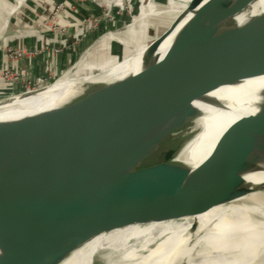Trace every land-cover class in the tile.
Instances as JSON below:
<instances>
[{"label": "water", "instance_id": "1", "mask_svg": "<svg viewBox=\"0 0 264 264\" xmlns=\"http://www.w3.org/2000/svg\"><path fill=\"white\" fill-rule=\"evenodd\" d=\"M166 2L147 0L146 11L159 14L146 19L156 27L144 33L155 39L137 73L84 83L63 103L0 119V264H61L103 231L202 211L201 199L225 205L258 189L246 176L264 169V87L255 113L232 124L202 163L177 155L203 131L195 102L226 108L211 92L264 75V0H191L168 28L174 13ZM144 3L130 1L0 63V106L73 75L82 61H101L97 49L109 33L126 34L133 49L143 24L137 35L129 27ZM189 13L161 57L159 47ZM106 43L108 55L125 57L123 41Z\"/></svg>", "mask_w": 264, "mask_h": 264}, {"label": "bare ground", "instance_id": "2", "mask_svg": "<svg viewBox=\"0 0 264 264\" xmlns=\"http://www.w3.org/2000/svg\"><path fill=\"white\" fill-rule=\"evenodd\" d=\"M191 16L192 13L187 14L161 44L158 49L161 57L168 51L176 32ZM129 31L131 35L132 32L137 35V30L129 27ZM138 34L141 36L133 40V49L129 47L131 40L126 34H107L97 49L101 61L85 64L82 61L73 75L59 79L33 96H20L1 105L0 119L17 118L56 106L77 95L84 83L106 82L130 72L137 73L141 57L152 41L144 31ZM112 38L123 41L128 49L119 61L110 55L105 56L109 47L106 41ZM96 68L99 72L94 74L92 70ZM81 72H86L83 77L79 76ZM263 87L264 75L211 92L210 95L230 104L226 108L195 102L203 114L195 125L203 131L179 152L177 159L194 167L202 163L230 127L255 113V105L260 99L258 92ZM32 97L37 98L26 110L4 113L16 102ZM246 181L258 189L225 205H214L201 199L202 211L103 231L61 264H264V205L260 206L264 204V169L247 175ZM119 197L120 192L110 196L117 202Z\"/></svg>", "mask_w": 264, "mask_h": 264}, {"label": "rangeland", "instance_id": "3", "mask_svg": "<svg viewBox=\"0 0 264 264\" xmlns=\"http://www.w3.org/2000/svg\"><path fill=\"white\" fill-rule=\"evenodd\" d=\"M130 1L134 3L136 0H102V4H98L96 0H0V60L5 57L12 59L31 50L35 41V38H32V36L20 39L10 37L19 30L33 29L37 31L41 35L39 39H42V46L57 36L70 32L95 18L110 13L115 8L123 5L126 6ZM144 1L146 3L143 5L141 14L132 23L134 25L140 21L139 24H143L142 31H146L149 26L156 27L152 23H146L148 16L142 18L147 14L146 12H149V10L146 11V7L151 5V3L147 4V0ZM156 1L162 7L166 6V4H161L167 3L166 0L164 2L161 1V3L159 0ZM178 1L170 0L171 4L167 12H173L174 18H172V15L168 19L165 17L167 19L165 23L167 28L182 13L191 0H184L181 4H178ZM150 12L149 15L159 14L153 11V9ZM166 25L164 27L163 25L159 26L157 29L150 28V34L154 35L163 32ZM135 27L136 25L130 28L136 30ZM46 37H49V39L46 40ZM149 39L153 40L155 37L149 36ZM107 53L108 49L105 50V56H109ZM36 98L32 97L16 102L13 106L5 109L6 112L4 113L13 114L26 110Z\"/></svg>", "mask_w": 264, "mask_h": 264}, {"label": "crops", "instance_id": "4", "mask_svg": "<svg viewBox=\"0 0 264 264\" xmlns=\"http://www.w3.org/2000/svg\"><path fill=\"white\" fill-rule=\"evenodd\" d=\"M44 1V0H43ZM97 2H98V4L100 3V4H102L103 2H102V0H96ZM144 1V0H143ZM99 11H100V9L98 10V13H99ZM146 12V11H145ZM147 14L144 16V17H142V18H146L147 16H149V14L151 13L150 11L149 12H146ZM140 22V21H139ZM138 22V23H139ZM137 23V22H136ZM137 23V24H138ZM137 24H134V25H132V26H135V25H137ZM132 26H130V27H132ZM28 36H32V38H35L34 40V44L32 45V48L31 49H34V48H40L41 47V41H42V39L40 38L39 39V36H41L37 31H35V30H30V29H23V30H19V31H17L16 33H14L13 34V36H10L11 38H18V39H20V38H25V37H28ZM51 37V36H50ZM46 40L47 39H49V37H46L45 38ZM3 54V53H2ZM5 60H9V59H7V57H5L4 59H1L0 60V63H2V62H4ZM39 62H40V60H39Z\"/></svg>", "mask_w": 264, "mask_h": 264}]
</instances>
